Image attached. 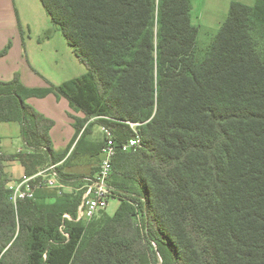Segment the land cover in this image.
Segmentation results:
<instances>
[{
    "label": "trees",
    "instance_id": "trees-1",
    "mask_svg": "<svg viewBox=\"0 0 264 264\" xmlns=\"http://www.w3.org/2000/svg\"><path fill=\"white\" fill-rule=\"evenodd\" d=\"M41 2L87 71L59 85L0 81V122L20 124L25 148L5 153L0 138V264H264V0L233 1L201 59L191 0ZM52 93L83 113L69 112L64 150L55 121L28 102ZM130 122L144 145L114 158V215L70 223L65 242L59 225L81 193L46 202L40 191L15 208L10 162L33 173L79 148L101 162L93 127L123 142Z\"/></svg>",
    "mask_w": 264,
    "mask_h": 264
},
{
    "label": "crops",
    "instance_id": "crops-1",
    "mask_svg": "<svg viewBox=\"0 0 264 264\" xmlns=\"http://www.w3.org/2000/svg\"><path fill=\"white\" fill-rule=\"evenodd\" d=\"M233 1L248 5L256 3V0H191L192 20L199 27V41L201 38L212 40L228 17ZM10 41L12 46L8 53L0 57V81L11 80L16 73H19L25 85L38 87L42 85L39 81L41 74H64L70 70L69 66L76 62L69 56L72 47L62 31L53 24L41 0H0V51ZM50 48H54L52 58L40 59L41 53ZM75 67L79 74L74 78L86 72L78 65ZM44 69H48V74ZM45 80L47 86L48 81H51L46 78ZM28 102L55 121L50 132L54 147L56 150L66 149L75 134L73 119L69 116V112H73L69 100L64 96L59 98L52 93L43 98L31 97ZM16 129L13 136L2 140L3 152L16 153L25 149L19 123ZM72 150L73 147L70 152ZM12 163L7 167L10 178L19 177L25 172L20 162Z\"/></svg>",
    "mask_w": 264,
    "mask_h": 264
},
{
    "label": "built area",
    "instance_id": "built-area-1",
    "mask_svg": "<svg viewBox=\"0 0 264 264\" xmlns=\"http://www.w3.org/2000/svg\"><path fill=\"white\" fill-rule=\"evenodd\" d=\"M134 131V136L130 139L119 142L113 131L107 126H100L104 134V144L102 147V159L100 167L92 176H83L78 180L73 179L70 182H79L80 186L69 184L60 174L59 167L62 161H54L50 157L47 164L40 167L33 173L24 172L19 177L11 178L7 183L10 192V198L15 208L22 201L35 199L37 193L46 189H59L60 191L72 192L81 191V199L78 205L76 215L65 212L59 225V232L65 239V242L71 239L68 226L70 223L88 222L96 217L100 212L106 210L111 199L120 198L116 189L111 183V173L113 171L114 158L120 151H131L142 148L143 137L139 129V124L130 122ZM25 150V149H24ZM24 150H20L24 151ZM143 202H146L143 199ZM137 218L141 228H144L142 214L137 207ZM156 246V243L153 242ZM162 262V257L158 253Z\"/></svg>",
    "mask_w": 264,
    "mask_h": 264
},
{
    "label": "rangeland",
    "instance_id": "rangeland-1",
    "mask_svg": "<svg viewBox=\"0 0 264 264\" xmlns=\"http://www.w3.org/2000/svg\"><path fill=\"white\" fill-rule=\"evenodd\" d=\"M211 41L207 40V39H203L201 38L200 41H198V57L199 59H201L203 57V53L207 50L209 44ZM53 51L54 48H50L49 50H45L43 53H41V57L40 59L43 58H52L53 56ZM71 54L69 56H71L74 64H71L70 70L67 71L64 74H60V75H53L54 73H49V75H40L39 77V81L41 82V86H45L46 84V79L50 80L51 82H53L54 84H61L67 80H70L72 78H74V76L76 74H79L78 69L75 67V65L79 66L80 69L87 71V68L85 66V64H83L82 62H80L76 56V54L74 53V50L72 48ZM68 54V53H67ZM66 54V55H67ZM44 72H46L48 74V69H44ZM44 74V73H43ZM56 82H60V83H56ZM74 114L78 115L76 112L73 110ZM83 115V113H81ZM18 126L17 122H0V138L1 141L3 139H5L6 137H11L15 134V132L17 131L16 127ZM101 125H95L93 127V133L89 136L90 139L96 140V141H101L103 142L104 139V134L101 130ZM15 141H18L17 139H15ZM75 146V145H74ZM73 146V148H74ZM101 158H102V154H101ZM62 161V164L60 165V167H63V174H73L75 175V177H83V176H92L97 169L100 167V159L99 156H90L88 154H85L84 150L79 148L75 153H74V158H69L68 156H66ZM12 162H10L9 164H11ZM8 164V165H9ZM13 164V163H12ZM8 175L10 176L9 172H7ZM69 184H73L76 186H80L81 183L79 182H68ZM64 193H68L65 191H60L59 189H46L40 192V198L39 200L41 201H46V202H52L54 201L56 198L55 197H60L62 196ZM72 193V192H69ZM81 193V191H77L74 190V194H79ZM121 200L120 198H114L111 199L106 210L100 212L96 217H94L93 219H91L89 222L93 221V220H97L103 216H109V215H114L115 212L117 211L118 207L120 206ZM160 261V259H159Z\"/></svg>",
    "mask_w": 264,
    "mask_h": 264
}]
</instances>
